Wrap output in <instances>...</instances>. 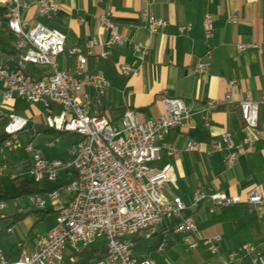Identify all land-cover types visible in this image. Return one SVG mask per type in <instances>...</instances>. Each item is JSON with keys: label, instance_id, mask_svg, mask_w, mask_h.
<instances>
[{"label": "crops", "instance_id": "crops-1", "mask_svg": "<svg viewBox=\"0 0 264 264\" xmlns=\"http://www.w3.org/2000/svg\"><path fill=\"white\" fill-rule=\"evenodd\" d=\"M26 1L28 6L22 11V17L31 27L42 24L67 37L66 52L55 60L59 71L73 70L76 58L68 50L84 48L90 40L98 42V54L110 51L108 60L100 57L89 60V70L102 73L109 83L106 94L100 98L93 90L87 89L93 98V115L105 116L114 125H119L123 112L129 107L140 122L155 119L163 111L161 101L165 96L183 100L192 110L190 127L173 130L165 137L160 143L163 147L161 160L151 164V168L159 171L167 165L173 166L177 182L165 188V200L171 202L177 197L185 203L188 207L186 215L194 218L198 235L177 233L178 221L166 220L151 239L135 238L134 255L139 259L150 258L155 264H221L222 258L236 253L233 264H253L240 248L244 244H251L264 251V206L241 203L212 211L210 202H203L198 207L192 205L198 189L206 194L224 192L245 199L252 188L258 186L264 197V0H103L102 3L97 0H50L60 8L50 18L39 15L37 0ZM143 11L167 21L168 27L152 34L140 18ZM106 12L112 14L117 31L127 39L124 46L107 47L110 36L100 23V17ZM206 14L214 18V32L209 40L203 27ZM234 16L239 19L237 24L231 21ZM181 26H189L190 29L181 32ZM16 42V37L4 26L0 31L2 61L17 58ZM138 43L147 48L145 57L135 51L134 46ZM239 45L251 47L239 52ZM208 51L212 52L210 70L206 75H197V60ZM124 64L138 67L139 76L124 77L119 70ZM49 69L28 66L27 71L34 78H42ZM232 81L236 82L233 87L230 86ZM3 90L4 86L0 83V92ZM227 94L232 95L231 102H226ZM247 98L260 105V130L252 148L243 144L248 131L239 108V103ZM211 100L219 102L220 107L212 114L207 126L203 109L206 102ZM23 102L27 101L14 98L2 106L3 114L21 116L17 110ZM60 109V106L48 102L43 119L36 117L34 126L29 125V114L21 116L28 120L27 128L19 134L21 145L13 151L4 152V159L0 160V164L6 162L11 165L7 178L1 177V192L7 193L3 190L2 181L8 178L19 181L15 190L21 187V191H26L30 183H35L46 201L43 209L34 208L29 198L19 199L12 206L7 205L3 213L20 211L28 214L16 225H11L12 219L0 214L1 255L9 261L18 259L23 249L28 252L35 250L39 238L55 227L59 210L71 197L69 193L60 191L59 199L54 201L45 193L72 181L73 173L61 171L57 183H36L29 174L31 156L24 149L26 144H32L46 159L69 160L68 150L78 141V137L66 139L69 134L54 137L48 132L51 129L44 126L45 117L58 115ZM225 134L230 135L233 152L237 155L233 167L226 162L229 151L223 142ZM56 138H59V143L53 148L48 147V142ZM189 141L197 142L199 148L186 152ZM215 143H220L223 150L215 151ZM170 150L178 152L170 154ZM24 199L30 205L28 210H25ZM26 220L30 221L28 232L24 230L22 234V230L18 231L22 241L6 247L5 244L12 239L11 235L16 234L15 227ZM46 222L49 223L47 230L35 231L36 224ZM35 232L34 240H29ZM215 236L221 237L218 255L210 254L202 243L196 249L189 247V241ZM144 241H149V244L144 246ZM163 242L165 247L159 251ZM88 248L100 251L105 244L101 249L91 245ZM82 251L78 246L70 245L61 264H79V253ZM97 262L98 259L93 258L81 264ZM256 264H264V256Z\"/></svg>", "mask_w": 264, "mask_h": 264}, {"label": "built area", "instance_id": "built-area-1", "mask_svg": "<svg viewBox=\"0 0 264 264\" xmlns=\"http://www.w3.org/2000/svg\"><path fill=\"white\" fill-rule=\"evenodd\" d=\"M102 3L103 0H97ZM39 15L50 18L59 11V6L50 0L36 1ZM26 0H0V10L5 9V16L0 15V31L4 26L16 39L17 58L7 62L0 59V83L4 90L0 92V122L8 119L4 128L15 130V138L6 141L0 152L13 151L21 143L19 134L26 129L28 120L18 115L5 116L2 106L14 98H22L29 103L52 102L60 106L58 115L46 117L44 126L57 127L58 132L75 135V129H88V136H77L78 141L68 150L69 160L46 159L38 153L32 144L24 149L31 156L32 165L29 174L34 182L48 181L57 183L61 171L73 173L74 178L57 189L56 195H46L51 200H58L60 191L71 195L67 203L59 210L55 227L37 241L32 252L21 251L18 259L9 261L1 255L0 264H61L70 245L81 250L88 248L97 239L105 240L106 256L96 264H155L150 258L139 259L134 255V239L143 237L151 239L157 228L166 220H177L176 232L197 236L198 229L193 217L186 215L188 207L180 198L167 202L164 190L168 185H175L177 176L172 165L156 171L151 164L161 160L162 143L171 131L189 128L193 113L187 104L178 98L163 97L162 113L155 119L140 122L132 108H126L119 125H114L109 118L91 113L93 98L87 89L93 90L100 98L109 88L106 77L99 72L89 70V60L100 57L108 60L110 51L97 53L99 46L96 40H90L84 48L73 47L68 53L76 58V66L70 71H59L55 60L66 52L67 37L64 33L42 24L30 26L22 17L27 8ZM140 18L152 34H157L168 27V22L143 11ZM238 17L232 18L237 24ZM100 23L110 36L107 47L124 46L127 39L115 26L113 16L106 12L100 17ZM205 37L209 40L214 32V18L206 14L203 20ZM181 26L180 31L189 30ZM135 51L145 57L147 48L135 44ZM250 45H239V52H244ZM1 48V44H0ZM212 52L208 51L199 57L195 66L197 75L208 74L211 67ZM28 66L49 67L42 78L27 75ZM120 73L126 78L137 77L138 67L121 65ZM235 81L230 86H235ZM232 101L227 94L226 102ZM220 107L219 102L207 101L203 113L208 126L212 114ZM242 119L248 135L243 144L252 148L256 134L260 130L259 103L247 98L239 103ZM264 130V125L262 127ZM59 138L52 139L47 146L55 147ZM223 142L229 153L226 162L233 167L237 155L229 134L223 136ZM199 148L195 141H189L185 151ZM215 151H222L220 143H215ZM178 152L170 150V154ZM8 170L6 163L0 164V178ZM30 204L43 209L46 201L43 195L29 197ZM203 202H210L212 211L229 206L247 203L253 206H264V197L258 186L252 188L242 199L229 196L224 192L206 194L198 189L194 195L193 207ZM7 208L0 204V212ZM264 225V221H263ZM221 237L202 238L196 242L189 241V247L196 249L199 243L212 255L219 254ZM165 247L163 242L159 251ZM240 251L250 258L253 264L259 262L264 251L258 246L244 244ZM236 253L222 258L221 264H233Z\"/></svg>", "mask_w": 264, "mask_h": 264}, {"label": "rangeland", "instance_id": "rangeland-1", "mask_svg": "<svg viewBox=\"0 0 264 264\" xmlns=\"http://www.w3.org/2000/svg\"><path fill=\"white\" fill-rule=\"evenodd\" d=\"M49 101H45V102H42V103H36V104H33V103H29V102H23L22 104H20V108L17 110V113L19 114V115H21V116H28V114H29V116H30V126H34L35 125V122H34V119L36 118V117H41L42 119H43V115H44V109H45V106H46V104L48 103ZM45 119H46V117H45ZM45 119H44V122H45ZM67 138H77V136L76 135H73V134H69V135H67L66 136V139ZM21 154H23V156H25L26 154H24V153H21ZM10 155V153L9 152H7V156H9ZM4 156H5V154H3V153H1L0 152V160H3L4 159ZM3 163H6V162H3ZM8 164V166H9V169L8 170H10L11 169V165H9V163H7ZM10 172L9 171H7L6 172V174L3 176V178H7L6 176H8V174H9ZM3 178H0V181L3 179ZM18 183H19V181L18 180H11V179H7V180H4V181H2V184H3V190L5 191V192H7V193H14L16 190V187H17V185H18ZM53 184V183H52ZM1 190V189H0ZM27 200H28V198H26ZM26 199H24L25 201H23V204H25L26 205V207H25V210H28V208H29V204H28V201L26 200ZM27 202V203H26ZM30 223V221L29 220H26L23 224H20V225H17L15 228H16V234H14V235H11L12 237V239H10L8 242H7V244H5L6 245V247H8V245H11V243H13L14 245H16L19 241H22V237H20V235H19V233H18V231L19 230H22V234L25 232H28V230H29V224ZM48 225H49V223L48 222H46V224H36V226H35V231H42V230H47L48 229ZM25 230V231H24ZM24 231V232H23ZM36 235H37V232H35V233H32L31 235H30V238H29V240H31V241H33L34 240V238L36 237ZM24 236H26V234L24 235ZM13 240V241H12ZM104 244H105V240L104 239H102V238H97V239H95L93 242H92V244H91V247H94V248H96V249H101L103 246H104ZM144 246L145 245H148L149 244V241H144L143 243H142ZM136 246H137V243L135 244ZM135 246V247H136Z\"/></svg>", "mask_w": 264, "mask_h": 264}, {"label": "trees", "instance_id": "trees-1", "mask_svg": "<svg viewBox=\"0 0 264 264\" xmlns=\"http://www.w3.org/2000/svg\"><path fill=\"white\" fill-rule=\"evenodd\" d=\"M5 12H6L5 9H1L0 15L2 17H4ZM25 73L27 75L29 74L28 71H26ZM7 123H8V119H6V118L0 122V150L4 146V143L6 142V140L8 138V135L4 131V128L7 125ZM48 132L52 133L54 137L62 136L63 134H65V133L58 132V131L56 132L54 130H51ZM65 184H67V183H65ZM29 185H30V187L26 191H21L20 190L21 187H18L14 193H4V192L0 191V204L6 203L7 205L12 206L19 199L29 198L30 196L38 195V194L42 193V191H40L35 186V183H30ZM59 188H61V186L56 188V189H59ZM0 214L1 215L4 214L6 218L12 219L11 223H10L11 225H16L18 222H21L24 218H26V216H28V214L20 212V211H15L12 214H7L6 212H4V213L0 212ZM134 241L136 242V239H134ZM79 256H80V263L79 264H81L82 262H86L88 260H91L93 258H97L98 261H101L106 256V250H105V248H103L100 251H95V250H90L89 248H86V249H83V251L79 253Z\"/></svg>", "mask_w": 264, "mask_h": 264}, {"label": "bare ground", "instance_id": "bare-ground-1", "mask_svg": "<svg viewBox=\"0 0 264 264\" xmlns=\"http://www.w3.org/2000/svg\"><path fill=\"white\" fill-rule=\"evenodd\" d=\"M28 126V122H26V128ZM51 130H55L57 132V127H49ZM6 134L8 135V138L6 141H10L13 138H15V130H7ZM75 135L76 136H88V129H75ZM54 190L48 191V193H45L46 195H56L57 189L53 188ZM43 195V193L38 194ZM34 196V195H33Z\"/></svg>", "mask_w": 264, "mask_h": 264}]
</instances>
